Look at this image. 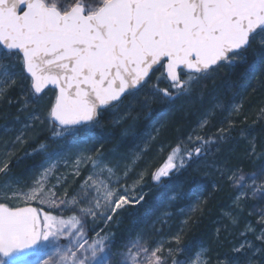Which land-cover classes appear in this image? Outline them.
Instances as JSON below:
<instances>
[{"label":"snow or ice","instance_id":"6c2138e0","mask_svg":"<svg viewBox=\"0 0 264 264\" xmlns=\"http://www.w3.org/2000/svg\"><path fill=\"white\" fill-rule=\"evenodd\" d=\"M240 69L251 77L243 91L264 90V0H0V106L16 108L21 124L0 152V264H264V144L249 126L240 129L241 163L208 160L248 119L242 102L226 98ZM193 106L195 124L161 141L170 114L183 119ZM145 112L156 123L136 143L128 133ZM257 115L253 124L264 121V101ZM105 121L121 135L98 131ZM48 141L58 150L49 152ZM30 142L24 155L45 163L22 181L12 163ZM154 143L165 153L154 183L204 163L213 192L221 182L232 189L223 227L241 239L227 255L183 244L184 227L167 237L156 228L171 218L169 206L190 198L183 183L165 194L148 229L134 238L113 231L146 200L147 169L127 181ZM196 200L187 211L207 207L203 193Z\"/></svg>","mask_w":264,"mask_h":264},{"label":"trees","instance_id":"16d2710c","mask_svg":"<svg viewBox=\"0 0 264 264\" xmlns=\"http://www.w3.org/2000/svg\"><path fill=\"white\" fill-rule=\"evenodd\" d=\"M242 69L235 71L231 74L230 79L236 82L237 87L235 89L227 90V97L231 98L232 102L235 103L241 96V102L243 110L247 113L248 119L242 123H238L236 130L232 133L233 141L226 142L221 145L220 152L216 153L214 156H209L208 160H214L219 163H223L227 160L228 166H232L238 163H241L239 157L243 155V150L247 146V142L243 140L240 136V129L249 127V130L252 132V135L256 137L258 143L264 144V131H261V126L264 124V121H259L256 124H253V120H258L257 110L261 106L262 101H264V90H260L256 93H252L249 89L247 92L243 91V86L247 85L251 77L247 79L241 77L239 72ZM217 85L221 88L227 89V85L223 83L221 79H217ZM209 90L213 88V85L210 83L208 86ZM3 108L4 106H0ZM5 110H12L11 108L4 107ZM153 112L158 114L161 106L159 104H154L152 106ZM14 110V109H13ZM197 108L193 106L189 114L180 119V114L177 113L175 116L170 114L169 126L168 129L163 131L160 140L175 142V138L180 134L176 131V128H180L184 131L188 129L189 126L195 124L197 120L196 115ZM173 122H175V127H173ZM106 126L108 122H104ZM156 123V115L149 116L147 112L141 113L139 119L136 121L135 128L132 130V137L136 136V139L139 137L136 134L140 132H146L151 129V126ZM219 127V125H217ZM215 128H212V131L215 132ZM47 135V133H45ZM239 141V142H235ZM51 141H48L49 143ZM34 145L30 142L29 144L23 146H17L16 154L21 157L20 160H14L12 163V172L11 175L18 177L21 180H26L28 177H32L37 168L42 161L41 154H33L26 156L25 152H31ZM153 147H157L154 143ZM232 157H236L233 159ZM165 158V153H161L159 160L156 161V165L153 169L158 166ZM199 169H205L206 165L204 163L194 165L191 168H188L186 171L174 176L170 181H166L164 185L156 184L153 181L148 185L144 192L147 193L146 200L143 206L134 208L130 213H125L120 218V223L113 226V231L116 233L117 237L120 236H133L136 232L141 230L148 222L156 219L162 211V206L166 200L165 194L169 191L170 188L175 187L177 184L183 183L184 190L190 193V198L182 201H177L173 209H177L191 203L199 193H203V197L207 199V207L203 210H197L193 217H190L184 227V236L182 243L185 245H194L203 243L205 246H210L216 251L214 255H227L230 252L231 246L236 244L237 241L241 238L238 235V232H235V229L230 231L223 230L220 235L214 234V231L221 223H217L220 213L225 209V207L231 201L230 192L232 189L224 183H220L219 189L215 192L212 190V183L216 179L215 176L208 175L204 176L203 172ZM243 170H253L252 166L249 165L246 161L243 162ZM247 173V172H246ZM212 181H210V179ZM3 178L0 177V180ZM210 193H212L210 195ZM67 218L68 215L64 214ZM225 224V223H224ZM218 237H214V235ZM228 235L232 243L227 242ZM219 240V243H218Z\"/></svg>","mask_w":264,"mask_h":264},{"label":"rangeland","instance_id":"374dc122","mask_svg":"<svg viewBox=\"0 0 264 264\" xmlns=\"http://www.w3.org/2000/svg\"><path fill=\"white\" fill-rule=\"evenodd\" d=\"M239 99L234 103V104H238L241 103V96L238 97ZM6 108H1L0 107V152L3 151V141L5 140H11L14 139L13 133L16 131V129H18L21 124L20 122L16 121L15 117L18 114L16 108L12 107V110H5ZM14 109V110H13ZM20 119L21 121H23L25 119V117L23 116V114H20ZM125 127H127V125H125ZM5 129H8V131H5ZM133 130V129H132ZM129 131L128 136L132 137V133L133 131ZM98 131H104L106 133H114L116 136H120L122 133V129L119 127H115L113 128L111 125H107L105 124V127L103 129H98ZM115 143V140H113L111 143H108L106 145V147H112L113 144ZM136 143H139V137L136 139ZM48 144V150L49 152L51 151H55L58 150L57 149V145L53 142H49ZM131 146V145H130ZM124 151V150H122ZM158 153V148L153 147L151 148V151H149L147 153V155L138 163V165L136 166L135 172L132 174V179L127 181L128 184H131L133 180L137 179V173L141 172L144 169H147V174L144 177V181L142 182V189L144 192V189L152 182L151 179V175L150 173L153 171V167L156 165V161L159 160V157L161 154L157 155ZM42 155V154H41ZM153 157H155V159H153ZM42 161L40 162L37 171L35 173H37L40 169L41 166L45 163V155H42ZM155 164V165H154ZM67 169L65 168V166L63 164H60V172H66ZM59 174V173H57ZM31 177L26 178V180H29ZM24 181V180H22ZM53 183H55V181H52ZM197 202L196 198L189 203L186 206L177 208V209H173L172 206H169L167 208V211L169 212L171 218L167 219V222L164 223L163 225L161 224H156V228L161 230L162 234L164 237H167L171 234H174L175 232L179 231L181 229V227H183V225L185 224V222L188 221V219L190 217H193V215H195L196 211L194 212H189L187 211V209H189L191 207V205L195 204ZM166 203V200L163 203L162 206V211H164V205ZM231 204V201L229 202V204L225 207V209L220 213L219 215V219L217 221V223H221V225L219 227L216 228V230L214 231V234L217 235V229H220V233L225 230L224 229V223H226L225 218H224V212L229 208V205ZM182 209H184L185 211H181ZM161 211V212H162ZM66 215H69L68 213H65ZM161 214V213H160ZM156 219L152 220L151 222H148L141 230H139L138 232H141L143 230H146L150 227V225L153 224V222ZM239 232V229H235V232ZM136 232V233H138ZM136 233L131 236V237H135ZM219 233V235H220ZM213 234V235H214ZM214 235V237H218ZM227 237V242L232 243V241H230L228 235H225V238ZM156 239H161V236H157L155 237ZM241 239V238H240ZM249 239H251V236H249Z\"/></svg>","mask_w":264,"mask_h":264},{"label":"bare ground","instance_id":"6f19581e","mask_svg":"<svg viewBox=\"0 0 264 264\" xmlns=\"http://www.w3.org/2000/svg\"><path fill=\"white\" fill-rule=\"evenodd\" d=\"M250 171H252V170H248V171H245V172H250ZM209 179H210V181H212L211 178H209Z\"/></svg>","mask_w":264,"mask_h":264}]
</instances>
